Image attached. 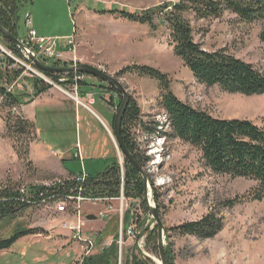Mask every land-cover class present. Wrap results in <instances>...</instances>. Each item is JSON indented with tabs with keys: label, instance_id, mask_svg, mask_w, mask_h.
Masks as SVG:
<instances>
[{
	"label": "rangeland",
	"instance_id": "obj_1",
	"mask_svg": "<svg viewBox=\"0 0 264 264\" xmlns=\"http://www.w3.org/2000/svg\"><path fill=\"white\" fill-rule=\"evenodd\" d=\"M172 1L177 0L22 2L17 29L20 36L14 37L31 48L25 41L26 33L36 30L48 40L44 48L51 47L61 54L56 59L60 58L68 67L86 64L99 69L114 78L138 103L143 125L132 127L131 134L139 154L147 158L146 164L140 165L141 170L136 168L145 189L139 199L128 197L124 189L127 183L123 181L120 196L110 202L90 198L81 201L79 210L83 215L79 218L59 211L53 202L47 201L27 208L16 218L0 221V238L13 234L16 228L38 231L20 237L10 249L1 250L0 264H71L76 260L75 264L84 252L64 226L80 220L85 223V229L97 234L98 244L91 248L93 253L100 250L107 238L112 241L117 238V243L123 240V263L127 250L135 246V253L142 255L146 264H163L159 246L162 225L166 264H264V198L247 199L257 182L213 173L204 165L196 147L174 137L163 126L166 114L160 105L159 82L133 73L119 74L131 65L152 66L170 78L176 96L195 108L219 118H246L260 123L264 116V94L246 96L199 82L174 53L165 26L154 30L148 24L108 12L116 8L139 12ZM193 24L195 38L204 48H226L264 71V43L259 38V24L241 23L231 12ZM3 36L6 39L0 30V46L5 51L0 50L11 56L15 64L26 68L9 88L22 95V106L30 103L40 123L49 109L54 126H36L35 140L33 136L22 135L20 143L26 139L28 144L32 140L29 154L23 156V150L18 152L19 141L6 129L4 116L8 109L0 107V186L45 185L63 178L57 171L42 167V161L51 160L62 162L75 173L83 171L93 176L113 161L125 177L126 155L118 144L114 128L119 109L116 98L123 93L107 80L80 71L70 72L73 83L64 84L63 79L62 84L52 82L45 76L47 71L36 66L27 52L20 48L26 59L15 56L6 47ZM35 53L45 65L56 60L45 62ZM35 75L50 82L46 92L35 94L30 82ZM77 82L93 85L80 88ZM110 96H114V106L108 103ZM21 105L12 112H22ZM154 190L159 196L158 207ZM232 199L241 200L232 207L225 206ZM154 206L160 222L153 212ZM130 211L134 216L126 223ZM216 212L224 219L223 228L216 234L200 238L178 232L181 224ZM90 215L95 218H88Z\"/></svg>",
	"mask_w": 264,
	"mask_h": 264
},
{
	"label": "trees",
	"instance_id": "obj_2",
	"mask_svg": "<svg viewBox=\"0 0 264 264\" xmlns=\"http://www.w3.org/2000/svg\"><path fill=\"white\" fill-rule=\"evenodd\" d=\"M24 1L0 0V24L18 37L20 36L17 29L19 30L21 4ZM29 1L33 2V0ZM108 12L118 14L132 22L148 24L154 30L159 26H165L169 31V42L173 46L174 53L199 82L246 96L264 94V71L236 57L226 48L217 50L204 48L196 40L193 26L196 21L220 18L225 12H231L241 23L259 24L261 28L259 38L264 43V0H177L158 4L139 12H129L119 8L108 10ZM2 40L15 56L26 59L15 43L5 39L4 36ZM44 61L49 60L44 59ZM15 63L16 61L11 56L0 52V100L2 99L0 107L8 109L4 120L10 136L16 141H19L22 135L33 136L32 140H35V124L25 118L22 112L17 114L12 112L24 100L22 95L11 90L9 86H12L26 71L25 66ZM15 65L18 67L13 68ZM51 65L67 66L68 64L61 60H53ZM44 73L52 82L59 84H69L70 81L72 83L74 81L70 72ZM121 73H133L157 80L161 92L160 105L166 114L163 126H166L174 137L196 147L201 152L204 165L213 173L256 181V188L247 196V199L254 201L264 198V116L260 118L258 124L246 118H219L207 111L197 109L176 96L171 89L170 78L152 66L131 65L119 72ZM30 82L35 94L46 92L51 87L50 82L36 75L31 78ZM77 85L85 88L93 84L85 85L83 82H77ZM119 101V104H122L123 95H120ZM137 124L143 125L141 109L135 99L129 96L121 121V136L135 161L144 166L147 158L139 154L138 144L131 134V128ZM31 141L28 144H26V139L23 144L19 141L18 152L22 153L23 150V156H27L30 152ZM125 162V177L118 164L112 162L103 172L96 176L88 174L83 181L78 180L77 175H73L45 185L0 186V221L16 218L27 208L47 201L53 203L66 201V209L73 214L76 213L73 206L75 196L119 197L123 181L127 183L124 187L127 196L139 199L144 196L143 181L136 166L126 156ZM153 192L158 207L159 196L156 190ZM240 200H228L225 206L232 207ZM219 214L210 213L198 221L183 223L178 226V232L200 238L212 236L223 228L224 219ZM132 215L134 216L130 211L126 216V223H129ZM30 233H38V231L16 228L13 234L0 238V251L10 249L20 237ZM116 240L117 238L113 239L109 246L84 257L81 264H118ZM135 249L133 246L127 250L122 264L147 263L142 255L135 253Z\"/></svg>",
	"mask_w": 264,
	"mask_h": 264
},
{
	"label": "built area",
	"instance_id": "obj_3",
	"mask_svg": "<svg viewBox=\"0 0 264 264\" xmlns=\"http://www.w3.org/2000/svg\"><path fill=\"white\" fill-rule=\"evenodd\" d=\"M28 15L29 14L27 13V16ZM46 39H47L46 37L39 35L36 32V30H34V29L28 30V32L26 33V37H25V41L31 47L29 49L31 51H33V52H37L40 56H42L41 58H43L45 60H49V59H54L55 56L56 57H60L61 54L60 53H56L55 51H53L51 47L48 46L49 48H44V46L46 45V41L48 43V40H46ZM0 48L2 49V51H5V49L3 47L0 46ZM2 51L0 50L1 53H3ZM6 53L9 54V52H6ZM57 59H60V58H57ZM17 62H20V60H18ZM123 173L124 172H122V174ZM76 175L78 177V180H80V181L85 180L87 178V176H88V174L83 172V171L80 172V173L74 174V176H76ZM88 198H90V199H99V200H102V201H105V202H110V201L114 200V198H109V197H107V198L106 197L92 198V197H85L83 195H77V196H75L73 198V200H74L73 201V203H74L73 206H74V210L76 212V213H73V214H71L69 212V210L66 209V207H65L66 201L59 202V203H54V205L59 211L66 212V213L70 214L73 217H78L79 218V217H82V215H83V214H80V210H79L80 202L85 200V199H88ZM85 220H86V218H85ZM64 227H67L70 230L71 238L77 244H79L80 248L82 249V252H85V257L89 256V255H91L93 253L92 252L93 247L96 244H98V241L96 239V235L97 234L96 233H89L88 230L85 229V223L82 220H80L77 223H72L69 226L65 225ZM132 233H133V231H132ZM105 247H107V246H101V249H103ZM122 251H123V240H120V241H118L119 264L122 263Z\"/></svg>",
	"mask_w": 264,
	"mask_h": 264
},
{
	"label": "water",
	"instance_id": "obj_4",
	"mask_svg": "<svg viewBox=\"0 0 264 264\" xmlns=\"http://www.w3.org/2000/svg\"><path fill=\"white\" fill-rule=\"evenodd\" d=\"M0 30L2 31V33L5 35V37L15 43L19 48H21L22 50H24L25 52H27V54L29 55V58L32 59L33 63L38 66L39 68L47 71V72H56V73H68V72H72V71H80V72H85V73H90L96 76L101 77L102 79H105L108 81L109 84L115 86L119 91H121L123 93V102L122 104L119 106L118 112L115 115L114 118V128H115V135L118 141L119 146L123 149L125 155L128 157L129 161L134 164L136 166V168H138L139 170H141L140 165L135 161L134 157L132 156V154L129 152L128 148L125 146L122 136H121V121H122V117L129 99V95L128 93L125 91V89L122 87V85H120L118 82H116V80L108 75H106L105 73L101 72L99 69L90 66V65H78V66H54L51 64H43L38 57L36 56V53L31 51L28 46L23 43L21 40L17 39L16 37H14V35H12L7 29H5L1 24H0ZM29 50V51H28ZM109 105L114 106V96H110V100L108 101ZM153 212L155 214V217L157 218V220L159 221L158 217H157V209L156 206L153 207ZM88 218H95V216H88ZM160 222V221H159ZM161 228L162 225H160V231H159V246L161 249V254H162V263L166 264L165 261V255H164V251H163V240H162V236H161Z\"/></svg>",
	"mask_w": 264,
	"mask_h": 264
},
{
	"label": "crops",
	"instance_id": "obj_5",
	"mask_svg": "<svg viewBox=\"0 0 264 264\" xmlns=\"http://www.w3.org/2000/svg\"><path fill=\"white\" fill-rule=\"evenodd\" d=\"M36 102V101H35ZM25 104V103H24ZM32 104V103H31ZM22 106V105H21ZM49 109H46V112L43 115V119L40 121V118L38 117V113L35 114V111L32 110V106L30 105L29 102H27V104H25L24 106H22V113L25 115V118L29 119L30 121H32L35 126H54L53 124V118H52V113L48 112ZM80 151V150H79ZM78 157H81V152L78 153ZM68 158H72V155H68ZM42 163H40L39 161H37L38 164H42V167L44 169L50 170V171H57V173L62 176L63 178H67V177H71L75 174V172L69 170L67 167L63 166V163L55 161V160H51V161H42ZM113 162V161H112ZM112 162L110 164H112ZM109 164V165H110ZM108 165V166H109ZM53 171V172H54ZM77 174V173H76ZM87 230V229H86ZM89 232V231H88ZM91 233V232H89ZM110 237V236H108ZM72 239V238H71ZM107 242L104 243V245L102 246H108L112 243V240L110 238H107ZM73 240V239H72ZM74 241V240H73ZM75 242V241H74ZM75 244L77 245V247L80 248L79 244H77L75 242ZM76 261V260H75ZM74 261V262H75ZM74 262H72L71 264H73Z\"/></svg>",
	"mask_w": 264,
	"mask_h": 264
},
{
	"label": "bare ground",
	"instance_id": "obj_6",
	"mask_svg": "<svg viewBox=\"0 0 264 264\" xmlns=\"http://www.w3.org/2000/svg\"><path fill=\"white\" fill-rule=\"evenodd\" d=\"M56 60H59V59H56ZM46 62V61H45ZM83 254V253H82ZM119 255V254H118ZM85 257V252H84V254H83V256H82V258H80V260L78 261L79 262V264H81L82 263V260H83V258ZM78 262H76L75 264H78Z\"/></svg>",
	"mask_w": 264,
	"mask_h": 264
},
{
	"label": "flooded vegetation",
	"instance_id": "obj_7",
	"mask_svg": "<svg viewBox=\"0 0 264 264\" xmlns=\"http://www.w3.org/2000/svg\"><path fill=\"white\" fill-rule=\"evenodd\" d=\"M119 98H120V96L118 95L117 98H116L118 102H120V101H119ZM120 104H121V103H120ZM120 104H119V106H120Z\"/></svg>",
	"mask_w": 264,
	"mask_h": 264
}]
</instances>
